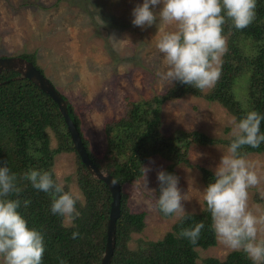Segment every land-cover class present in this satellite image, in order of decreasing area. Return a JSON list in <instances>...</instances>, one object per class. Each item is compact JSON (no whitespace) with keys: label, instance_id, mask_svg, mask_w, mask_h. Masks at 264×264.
Wrapping results in <instances>:
<instances>
[{"label":"trees","instance_id":"1","mask_svg":"<svg viewBox=\"0 0 264 264\" xmlns=\"http://www.w3.org/2000/svg\"><path fill=\"white\" fill-rule=\"evenodd\" d=\"M222 29V35L227 39V52L221 58V74L215 86L203 94L199 89L174 82L163 95L140 101L126 98L124 115L104 124L105 146L101 155L95 154L91 148L77 114L68 104V114L89 158L120 185V217L116 222L115 248L110 264H198L199 261L201 264H252L242 251H230L221 260L200 258L199 251L215 246L217 239L205 203L201 212L184 214L161 240L143 243L144 246L139 245L134 250L127 246L131 234L140 233L145 227L147 213L130 210L124 190L127 183L143 177L141 165L145 166L154 156H161L168 162L163 170L175 175L176 167L193 166L189 158L192 144L210 146L220 143L228 147L233 138H213L200 131L176 130L165 134L161 121L165 103L194 96L221 105L237 119L252 109L264 113V0H257L256 17L246 28L238 30L226 19ZM17 57L29 61L43 74L36 65L34 53L18 54ZM245 70L249 72L245 99L239 102L234 94V81ZM17 76L18 73L13 71L0 72V163L6 162L18 177L35 168L48 170L57 181L54 173L57 155L72 154L74 177L83 203L77 202L80 216L73 222L75 227H66L60 216L49 211L52 197L32 188L29 182L18 180L21 191L12 194L11 198L20 201L17 211L28 226L44 235L45 251L41 264H60L61 260L64 264H100L106 242L110 192L102 181L93 179L86 171L73 148L57 105L31 81L15 79ZM260 130L264 132V120ZM52 136L56 140L54 147L51 146ZM239 152L242 156L264 154V143L258 148L244 145ZM195 167L206 186L213 173L204 167ZM158 193L157 183L156 195ZM25 200L29 201L27 205ZM155 209L161 218L173 215L166 216L156 206ZM199 221H203L204 228L196 245L178 237L181 229L190 228ZM73 231L79 233L76 238L71 236Z\"/></svg>","mask_w":264,"mask_h":264},{"label":"rangeland","instance_id":"2","mask_svg":"<svg viewBox=\"0 0 264 264\" xmlns=\"http://www.w3.org/2000/svg\"><path fill=\"white\" fill-rule=\"evenodd\" d=\"M140 2L142 0H0V57L35 54L37 67L72 106L97 155L102 154L105 146V122L124 115L126 98L150 99L163 95L174 84L160 78L159 73L166 69V64L155 45L164 32L175 30V25L159 22L144 28L132 25L131 9ZM248 76L245 70L234 81V94L239 102L245 99ZM210 89L203 90V94ZM231 117L217 103L186 96L165 103L161 121L165 134L176 130L200 131L209 137L228 139L232 137ZM55 145L53 138L51 146ZM225 154L227 146L220 143L192 144L189 158L193 166L176 167L186 213L201 212L205 203L202 191L205 186L195 166L212 172ZM243 157L260 178L258 184L248 188V208L256 216H264V154L250 153ZM167 164L161 156L152 157L145 165L149 168L146 189L143 177L124 186L130 210L147 213L144 229L130 236L127 245L130 250L161 240L184 215L173 214L164 219L156 212V173ZM74 165L72 154H59L54 173L67 191L81 193L74 177ZM258 239H264V224L258 225ZM230 251L233 250L216 239V245L200 250L199 256L221 260Z\"/></svg>","mask_w":264,"mask_h":264},{"label":"clouds","instance_id":"3","mask_svg":"<svg viewBox=\"0 0 264 264\" xmlns=\"http://www.w3.org/2000/svg\"><path fill=\"white\" fill-rule=\"evenodd\" d=\"M256 3L257 0H142L131 9V24L140 28L158 22L174 24L175 30L164 32L155 45L166 64L160 78L170 85L176 82L203 91L214 87L221 74V58L227 52L222 35L226 19L238 30L246 28L256 17ZM262 120L264 113L255 109L239 119L231 117L233 138L227 154L221 155L212 169L211 182L202 190L216 238L226 248L244 252L252 264H264V239H258V225L264 224V216L258 217L248 208V188L258 184L260 178L239 150L244 145L258 148L264 143ZM141 167L146 189L149 168ZM156 179L157 210L166 216L187 214L178 177L161 169ZM18 180L49 194L52 197L49 211L60 216L66 227H75L73 222L80 216L76 205L78 201L83 203V196L66 191L63 182H57L48 170L33 168L18 177L6 162L0 163V264H41L44 235L28 226L17 211L20 201L11 198L21 191ZM28 203L24 201L25 205ZM203 228V221H199L177 235L196 245ZM78 235V231L71 233L72 238Z\"/></svg>","mask_w":264,"mask_h":264},{"label":"water","instance_id":"4","mask_svg":"<svg viewBox=\"0 0 264 264\" xmlns=\"http://www.w3.org/2000/svg\"><path fill=\"white\" fill-rule=\"evenodd\" d=\"M8 70L18 73L15 79H28L40 91L48 95L54 102L64 120L67 132L70 135L73 148L84 165L86 171L95 180L102 181L108 188L111 196L109 215L106 226V242L100 264H110L115 248V228L120 217V185L108 172L96 166L89 158L76 125L68 114V102L57 91L55 86L29 61L21 57H0V72Z\"/></svg>","mask_w":264,"mask_h":264}]
</instances>
